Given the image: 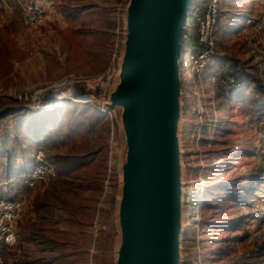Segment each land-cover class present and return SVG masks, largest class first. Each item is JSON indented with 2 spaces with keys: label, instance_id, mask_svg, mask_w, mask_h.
<instances>
[{
  "label": "rangeland",
  "instance_id": "obj_1",
  "mask_svg": "<svg viewBox=\"0 0 264 264\" xmlns=\"http://www.w3.org/2000/svg\"><path fill=\"white\" fill-rule=\"evenodd\" d=\"M20 1L0 0V196L20 206L17 252L0 243L2 264H115L125 180L121 106L69 102L34 113L15 94L111 67L124 7L30 0L44 19L25 28ZM205 1L193 0L194 20ZM217 2L214 46L198 75L186 58L200 48L188 15L180 35L174 134L182 228L174 264H264V0Z\"/></svg>",
  "mask_w": 264,
  "mask_h": 264
},
{
  "label": "water",
  "instance_id": "obj_2",
  "mask_svg": "<svg viewBox=\"0 0 264 264\" xmlns=\"http://www.w3.org/2000/svg\"><path fill=\"white\" fill-rule=\"evenodd\" d=\"M192 3L127 0L123 9L114 76L118 81H113L103 102L96 101L105 110L121 106L125 140L115 264L175 263L180 192L174 134L177 67L183 22Z\"/></svg>",
  "mask_w": 264,
  "mask_h": 264
},
{
  "label": "built area",
  "instance_id": "obj_3",
  "mask_svg": "<svg viewBox=\"0 0 264 264\" xmlns=\"http://www.w3.org/2000/svg\"><path fill=\"white\" fill-rule=\"evenodd\" d=\"M126 2L127 0H120L117 5V10L123 8ZM19 4L21 8L20 24L23 27L30 28L43 22L44 11L38 3L24 0L20 1ZM122 13L119 16L121 17V22ZM217 14V0H206L204 3V8L201 10L200 17L196 18L195 20L193 19L194 16H196L194 8L191 7L187 14L190 17V24H195V40L197 45L200 46V48L195 51L190 50L186 52L190 74L198 75L203 69L209 54L212 52L214 46L213 30L217 22ZM186 18L187 16L185 19ZM184 23L185 22H183V24ZM120 47L121 39L118 42L116 55L115 52L113 53L115 60L112 66L106 68L102 73L96 76H83L79 78L68 73L62 74L56 79L52 80V82L48 84L44 90H37L32 94L26 93L24 91L17 92L15 97L18 101L25 102L24 105L26 107L28 105H32V107H28L30 109L37 110L50 109L51 107L60 105L66 101L74 103H96V101L103 102L106 99L111 84L114 81ZM180 48H182V43H180ZM183 56L184 50L182 48L178 65L180 62H182ZM227 79L228 81L232 80L231 78H225L222 81L225 82ZM96 107L100 111H105L101 104L96 103ZM261 147L264 149V142H262ZM112 153L113 150H108L109 157ZM34 157L39 160L41 159L42 152L40 149H36L34 152ZM32 176H34V173L30 174V177ZM19 209L20 206L16 200L0 196V243L7 248H12L15 242L13 225ZM0 264H2L1 254Z\"/></svg>",
  "mask_w": 264,
  "mask_h": 264
},
{
  "label": "trees",
  "instance_id": "obj_4",
  "mask_svg": "<svg viewBox=\"0 0 264 264\" xmlns=\"http://www.w3.org/2000/svg\"><path fill=\"white\" fill-rule=\"evenodd\" d=\"M28 1H30V0H28ZM32 2H34V1H32ZM40 25V24H39ZM38 26V25H37ZM183 34H184V31H183ZM180 38H181V36H180ZM66 103H69V102H63L62 104H60V105H57V106H53V107H51L50 109H44V110H37V109H31L30 111H32V112H34V113H45V112H50V113H52V112H54V111H56V110H59L60 108H62L63 106H64V104H66ZM71 103V102H70ZM262 144V143H261Z\"/></svg>",
  "mask_w": 264,
  "mask_h": 264
},
{
  "label": "bare ground",
  "instance_id": "obj_5",
  "mask_svg": "<svg viewBox=\"0 0 264 264\" xmlns=\"http://www.w3.org/2000/svg\"><path fill=\"white\" fill-rule=\"evenodd\" d=\"M176 59H177V58H176ZM176 61H177V60H176ZM127 68H128V65H127ZM127 68H126V69H127ZM122 106H123V105H122ZM177 145H178V144H177V142H176V148L178 149ZM181 191H182V190H180V192H179V190H178V192H177L178 202L181 200ZM180 227H181V226L179 225V227H178V230H179V231H180ZM181 228H182V227H181Z\"/></svg>",
  "mask_w": 264,
  "mask_h": 264
},
{
  "label": "crops",
  "instance_id": "obj_6",
  "mask_svg": "<svg viewBox=\"0 0 264 264\" xmlns=\"http://www.w3.org/2000/svg\"><path fill=\"white\" fill-rule=\"evenodd\" d=\"M15 233V232H14ZM16 243H17V240H16V233H15V242H14V245L12 246V248H13V250H15V249H17L16 248ZM5 247V246H4ZM6 249H10L11 250V248H7V247H5ZM15 248V249H14ZM16 252H17V250H15Z\"/></svg>",
  "mask_w": 264,
  "mask_h": 264
}]
</instances>
